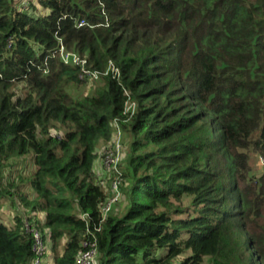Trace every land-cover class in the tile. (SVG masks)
Here are the masks:
<instances>
[{
    "label": "trees",
    "instance_id": "trees-1",
    "mask_svg": "<svg viewBox=\"0 0 264 264\" xmlns=\"http://www.w3.org/2000/svg\"><path fill=\"white\" fill-rule=\"evenodd\" d=\"M34 6L0 0V174L33 155L32 211L46 213L51 242L67 241L56 264H76L100 223L107 196L93 166L111 123L128 118L125 90L137 104L122 125L133 137L130 207L102 224L98 264H173L186 252L180 264H264V165L256 171L249 154L264 160V0ZM60 41L93 70L112 61L121 79L104 76L92 95L75 97L69 89L85 82L80 67L53 57ZM185 197L191 208L179 205ZM24 227V216L12 227L0 221V264H30Z\"/></svg>",
    "mask_w": 264,
    "mask_h": 264
},
{
    "label": "built area",
    "instance_id": "built-area-1",
    "mask_svg": "<svg viewBox=\"0 0 264 264\" xmlns=\"http://www.w3.org/2000/svg\"><path fill=\"white\" fill-rule=\"evenodd\" d=\"M85 21L79 23V27L84 26ZM54 58H59L64 64L69 66H78L81 68V80L85 85L93 88L96 83L104 76L112 75L114 78L121 79L120 69L111 61L107 70L99 71L93 70L89 67L88 60L82 58L78 53L68 51L60 41V47L53 54ZM127 102L125 106L124 115L128 118L126 120L115 119L112 125V136L109 142L104 143L102 152L98 154V159L93 166V174L96 182L100 185L105 193L106 200L100 205L99 211L101 220L98 226L94 229H88L87 235L81 241V247L76 256V264H98L100 253L98 249V236L102 224L111 214L118 215L125 208L126 195L124 187L128 186V180L124 176L123 166L125 163V149H126V135L123 129V124L128 122L137 109V104L131 97V92L125 90ZM103 143V142H102ZM98 153V152H97ZM264 165V160L261 159ZM28 216L24 221L25 231L32 237V252L33 258L30 264H56V258L52 255L51 251V238L46 235L47 230L41 229L45 223L41 216L37 215ZM81 218L89 221L88 215L84 214Z\"/></svg>",
    "mask_w": 264,
    "mask_h": 264
},
{
    "label": "rangeland",
    "instance_id": "rangeland-1",
    "mask_svg": "<svg viewBox=\"0 0 264 264\" xmlns=\"http://www.w3.org/2000/svg\"><path fill=\"white\" fill-rule=\"evenodd\" d=\"M22 8L26 9L31 5H37L39 0H17ZM34 6V7H35ZM36 10L39 14L44 13V9L39 5L36 7ZM24 84H20L16 91L18 95H22ZM100 86V83H97L96 86L90 88L86 85H81L78 87H72L69 89V92L75 97H86L92 95L96 89ZM130 121V120H129ZM53 134H62V131L53 129ZM126 135V149H125V163L123 170H128V158L132 152V141L133 137L128 133ZM104 143H101L98 147V154L102 152ZM250 162L253 168L261 172L263 164L261 158L255 153L249 152ZM37 167L35 165L33 155L29 154L27 156L15 157L13 158L8 166L0 174V221L6 224L8 227L15 225L16 218L19 216H24V221L28 219V216L35 215V218L41 216V219L45 221L46 213H38L32 211L33 205L32 202L36 201L38 193L31 187V179L35 173ZM128 190V189H127ZM127 193V191H126ZM31 202V203H29ZM31 204V205H29ZM130 202L126 205L125 209L121 211L117 216H123L126 214L130 207ZM192 199L190 197H185L179 202V205L186 209L191 208ZM66 239L59 240L57 243L51 242V251L54 258L61 256L66 244ZM54 247V250H53ZM191 255L190 252H186L179 256L173 264H180L187 257ZM164 256V251L158 253V257ZM139 262L142 263L141 258H138ZM202 264H209L205 260Z\"/></svg>",
    "mask_w": 264,
    "mask_h": 264
}]
</instances>
